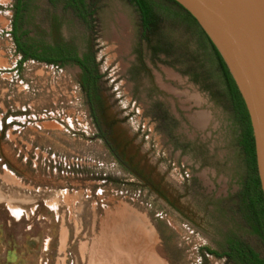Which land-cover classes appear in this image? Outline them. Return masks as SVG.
Returning a JSON list of instances; mask_svg holds the SVG:
<instances>
[{
  "label": "rangeland",
  "instance_id": "1",
  "mask_svg": "<svg viewBox=\"0 0 264 264\" xmlns=\"http://www.w3.org/2000/svg\"><path fill=\"white\" fill-rule=\"evenodd\" d=\"M151 1L160 19L143 37L128 0H87L86 21L63 0H23L25 43L93 55L95 124L77 66L19 64L16 0H0V264H232L208 253L231 241L264 260L214 55L182 12ZM102 231L116 263L91 257Z\"/></svg>",
  "mask_w": 264,
  "mask_h": 264
},
{
  "label": "trees",
  "instance_id": "2",
  "mask_svg": "<svg viewBox=\"0 0 264 264\" xmlns=\"http://www.w3.org/2000/svg\"><path fill=\"white\" fill-rule=\"evenodd\" d=\"M47 1L50 4H54L57 0ZM63 1L65 8L71 9L81 20L86 21L87 17L90 16L87 0ZM166 1L178 7L186 19L197 27L200 35L208 43L212 54L214 55L220 78L222 79L226 91V96L229 99L234 113L235 122L240 128L238 145L244 154L247 166V175L241 185V191L239 193V196L241 197V204L239 207L244 215L245 221L251 228L252 233L257 235L264 245V200L257 174L252 128L244 101L241 98L224 61L208 37L201 30L195 19L174 0ZM128 2L132 4L139 13L142 35L145 37L146 34L152 32L160 19L159 14L155 10L154 3H152L151 0H128ZM23 3V0H16L14 16L11 22V36L15 46V52L21 56L19 64L25 60L31 59L56 66H64L65 64L77 65L82 72L79 81L80 89L91 110L93 120L95 124H97L94 116V102L99 99L97 91L98 81L101 75L98 73L97 64L95 63L93 55H84V57L80 58L74 53L72 56L69 55V57H64L66 52H64L63 49L65 48L59 45L42 48V53H38V48L25 43L22 40L24 34L19 33L20 18L24 7ZM208 253L216 257H224L232 264H264V260L261 259L252 248L240 241L229 242L226 250L222 254L210 250H208Z\"/></svg>",
  "mask_w": 264,
  "mask_h": 264
},
{
  "label": "water",
  "instance_id": "3",
  "mask_svg": "<svg viewBox=\"0 0 264 264\" xmlns=\"http://www.w3.org/2000/svg\"><path fill=\"white\" fill-rule=\"evenodd\" d=\"M174 1L216 48L244 101L264 200V0Z\"/></svg>",
  "mask_w": 264,
  "mask_h": 264
},
{
  "label": "crops",
  "instance_id": "4",
  "mask_svg": "<svg viewBox=\"0 0 264 264\" xmlns=\"http://www.w3.org/2000/svg\"><path fill=\"white\" fill-rule=\"evenodd\" d=\"M0 53H2V50H0ZM0 63H2L0 61ZM105 229V228H104ZM109 229V228H107ZM106 230V229H105ZM105 236H107L108 240L111 241L109 242V244L107 245L105 243ZM98 240H100V243L95 244L92 246V255L91 257H96L97 259H100V261H112L114 263H116L118 261V257H119V250L117 249V246H119L118 243H116V236L114 233H107V232H103L99 235ZM99 242V241H98ZM95 252V254H94ZM111 256L114 257V259H110L112 258ZM116 256V257H115ZM119 263V262H118ZM106 264V263H105Z\"/></svg>",
  "mask_w": 264,
  "mask_h": 264
},
{
  "label": "flooded vegetation",
  "instance_id": "5",
  "mask_svg": "<svg viewBox=\"0 0 264 264\" xmlns=\"http://www.w3.org/2000/svg\"><path fill=\"white\" fill-rule=\"evenodd\" d=\"M58 45V44H57ZM56 46V45H55ZM59 46H62V47H64L66 50H69V51H66L65 49H63L64 50V52H66L67 54H68V52H69V54L67 55L66 53L64 54L65 56L64 57H69V55H73L74 54V52L72 51V50H70L69 48H67V47H65V46H63V45H59ZM15 47V46H14ZM52 47H54V46H52ZM42 48L40 49V48H38V50H37V52L38 53H42ZM14 52H15V50H14ZM76 54V53H75ZM84 55H91V54H89V53H85V54H82V55H78L77 54V56H79L80 58L81 57H84ZM20 58H21V56H20ZM20 58H19V60H20ZM90 59V58H89ZM88 60V59H87ZM19 62V61H18ZM65 65H70V64H65ZM72 65H75V64H72ZM54 66H56V65H54ZM75 66H77V65H75ZM78 67V66H77ZM79 68V67H78ZM80 69V68H79ZM80 72H81V69H80ZM82 73V72H81ZM80 78H81V74H80ZM79 81H80V79H79Z\"/></svg>",
  "mask_w": 264,
  "mask_h": 264
},
{
  "label": "built area",
  "instance_id": "6",
  "mask_svg": "<svg viewBox=\"0 0 264 264\" xmlns=\"http://www.w3.org/2000/svg\"><path fill=\"white\" fill-rule=\"evenodd\" d=\"M7 35L10 36V40H12V36H11V31L10 30L7 32Z\"/></svg>",
  "mask_w": 264,
  "mask_h": 264
}]
</instances>
